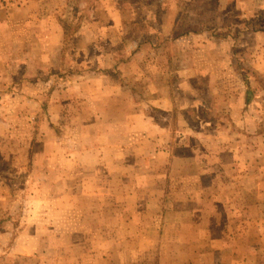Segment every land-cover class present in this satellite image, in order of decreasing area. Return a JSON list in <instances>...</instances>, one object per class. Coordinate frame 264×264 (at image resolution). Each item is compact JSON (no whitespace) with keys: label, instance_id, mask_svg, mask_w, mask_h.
Returning <instances> with one entry per match:
<instances>
[{"label":"rangeland","instance_id":"374dc122","mask_svg":"<svg viewBox=\"0 0 264 264\" xmlns=\"http://www.w3.org/2000/svg\"><path fill=\"white\" fill-rule=\"evenodd\" d=\"M7 1L2 6L16 17L13 23L0 24V110H4L0 114L15 109L36 115L28 123L23 121L26 116L15 117L13 130H7L6 117L0 116V232L18 237L14 245L0 247V264H264V17L259 19L264 16V0H114V6L109 0H87L80 4L86 12L80 9L77 14L80 28L66 41L64 34L58 36L56 28L62 27L56 16L64 14L68 0ZM26 4L33 17L45 13L47 17L40 22L21 20L23 9L16 6ZM4 10L0 7V17ZM181 21L188 29L176 36ZM189 32L197 33V38L181 37ZM209 41L216 57L226 59L227 65L182 68L183 59L190 63L193 57L190 51L182 54L180 45ZM88 56L95 64L90 91L102 87V78L118 79L117 65L106 67L114 60L142 63L162 56L169 59L170 80L181 70L214 78L213 88L196 109L217 122L216 132L203 131L210 156H199L193 140V155L188 157V150L180 146L184 140L172 139L179 155L167 185H154L160 194L144 189L141 195L128 196L120 207L126 210H106L111 200L102 194L89 201L85 195L84 207L72 209L81 186L106 188L101 148H96V165L87 155L71 180H56L62 175L61 162L56 164L60 152H71L68 135L80 134L94 146L106 140L103 126H93L94 116L72 113L86 102L76 105L66 84L76 70L89 69L84 59ZM229 89L235 91L230 109L218 107L219 95ZM124 94L129 97V91ZM55 95L60 99L57 108L64 111L51 116L48 111L55 109L50 102ZM90 100L97 109L106 102L119 104L101 97ZM131 104L122 103L126 109ZM77 121L84 125L79 131L74 130ZM58 133L64 138L62 144L56 139ZM155 152L152 146L144 147L143 164L136 163L148 188L149 173L166 165L159 163ZM147 155L156 159V170H149L143 161ZM197 156L200 162H186ZM68 162L64 167L70 175ZM82 177L96 179L91 180L94 186L81 185ZM61 206L71 210L60 212ZM30 219L41 225L23 228Z\"/></svg>","mask_w":264,"mask_h":264},{"label":"crops","instance_id":"0c3cea01","mask_svg":"<svg viewBox=\"0 0 264 264\" xmlns=\"http://www.w3.org/2000/svg\"><path fill=\"white\" fill-rule=\"evenodd\" d=\"M115 2L114 0H109V3L112 6L115 5ZM2 3H9V1L0 0V7L5 8L2 17H0V24L4 23L7 25L10 21L13 23L16 15L13 12H10L9 7L2 6ZM13 3L14 2H10V4L15 5ZM25 3H27V1H24V4ZM16 7L23 9L22 12L24 13L21 16V20L26 23H31L33 20H38L40 22L47 17L46 13L43 15L34 14L33 17L30 12H26V9L29 7L28 4ZM104 18H106V15ZM90 19H92V14L90 15ZM18 21H20V19ZM120 23L123 22L120 21ZM10 27H13V24ZM57 30L58 36L61 38L64 34L63 29L56 28V31ZM119 31L120 28L118 29V32ZM197 35V33L189 32L181 37L197 38L195 37ZM210 42L211 41H209L208 44L201 42L194 46L190 44L187 47H185L184 44H181L180 47L183 46L185 48L184 50L182 47V54L184 51H190V57H193V60L190 63H188L189 60L183 59L184 61L181 65L182 68L186 65L190 69L196 67L217 69L220 68V66L227 65L226 59L220 60L216 57V54H214V48H210ZM216 42L218 44V41ZM0 51H3V48H0ZM89 58L90 56L84 58L85 60L87 59L85 63L86 67L89 69L87 68L88 70L86 72L76 70L74 77H72L69 84L66 85H69L70 89H72L70 94L76 98V105H78V101L80 100L84 103L86 102L81 108L79 106L74 107L72 113L79 117L94 116L97 121L94 125L92 122L88 123V125L92 124L94 127L95 125L103 126L106 140L102 145L94 146L86 142L87 139L80 136V134L72 133V135H68V141L71 144V152L67 154L63 151L60 152L62 153V157L60 161L56 162V164L61 162V169H58V171H62V175H58L56 180H64L66 182L68 179L71 180L72 177L70 176L74 174L73 170L77 171L78 167H82L85 164V158L87 155L93 158L96 154V148H101L103 152L102 171L104 172L102 182L106 183V188L104 190L101 189V191H96L93 187L94 184L92 183V181L96 179L92 177L80 178L82 182L81 185L87 184L88 187H93V189L83 190V187L81 186L82 189L80 193H75L77 197L75 203L76 206L72 207V209L77 211L80 210L79 208L84 207L81 201L85 199V195L88 200L90 197L92 198L95 197V195L102 194L103 197H108L111 200L108 203V206H106V210H126L125 207H120L125 206L124 202L128 196L141 195L144 193V189L146 191L150 189L149 192L152 195L155 193L160 194L157 188H154V185L157 187L163 183L167 185L172 173V164L175 161V157L179 155V153H176L175 151L176 149L173 140L175 142L179 140V137L184 140V144L180 146L183 147L184 145L186 150H188V157L191 156V153L193 155L190 145V141L193 140L198 143V145H196V143L194 145L198 146L197 150L198 153H200L199 156L202 154L207 157L210 156V152L205 148L206 143L203 142V131L206 130L210 133L216 132L215 125L217 122L206 118V112H197L196 109L198 104H202L200 100L204 99L205 94L213 88L214 78L210 80L200 71V74H197L192 71L185 73V70H181L182 72L179 71L176 78L170 80L168 72L169 59L162 56H160V59H157L156 57L150 60H144L142 63L137 60H134L133 62H122L123 60L117 62L114 60V63L107 62L106 67L109 66V68H112V66L117 65L116 67L119 70L118 79L110 80L107 77L102 78L100 79V81L103 82L102 87L98 89L97 86L96 90L93 89V91H90L88 89L89 78L90 73L95 70V68H92L95 67V64L92 65V63L89 62ZM59 80L61 85L65 83L63 80L61 82V78ZM59 80L54 79L56 82ZM129 82H131V84H129ZM105 88L108 90H105ZM125 91H129V97L125 98ZM234 92V89H229L228 91H224L222 95H219L220 99L218 103L220 105H218V107L222 106L221 108L230 109L231 100L235 95ZM63 96L64 94H62V97ZM199 96H201V98H199ZM229 96H231V98L228 100ZM95 97H101V99L110 100L113 103H118L119 101V104L118 106L116 104L110 106V104L106 103L111 102H106L97 109L92 106L90 100ZM27 98L29 99L30 96H27ZM39 98H41V96ZM58 98L57 95H55L54 98H51L50 102L54 101L55 105L53 112L48 111L51 116L53 114H62V111H64L63 107L57 108L58 105L56 103L60 100L57 101ZM44 100H47V96L44 97ZM125 100L132 102L129 109H126L122 105ZM194 110L196 115L192 117V111ZM3 111L4 110H0L1 113H3ZM48 113L45 111L44 116H47ZM32 115H36L32 110L20 112L15 111V109H7L5 114H0V116L6 117L4 118V122L7 126V130L14 129L11 127L15 126L18 117H28L27 119H23V121L26 120L28 123L29 117ZM83 126L82 122L77 121L74 123V130H78L79 127L82 128ZM101 126H98V128ZM2 131L3 129L0 127V133ZM174 135H176L175 139ZM56 139H61L60 144L64 142V138L60 133L56 135ZM149 146H152V149L156 150L154 156H158L159 163H166L164 170L159 171L158 169L159 172L157 173H149L150 188L143 185V178L141 175H138L136 171V163L143 164L142 157L146 156H143L144 147L148 148ZM58 147L62 149V147ZM150 154H152L151 151ZM204 156L202 158H204ZM147 157L149 156L147 155ZM67 158L70 162L67 161ZM194 158L195 157L188 158L186 162H200L198 156L197 159L195 158L196 160ZM152 159L149 157L147 160L143 161L148 163L149 170L154 171L156 170L157 165L155 164L156 159ZM93 161L94 165H96L95 157ZM67 162L69 163L67 166H69L70 175L69 171L67 173V168L64 167ZM44 178L46 179V176H44ZM162 180L163 182H161ZM59 208L60 212L71 210L70 207L67 208L61 206ZM26 222H28V224L23 223V228L30 225H41L34 219L26 220ZM17 238L18 237L12 239V233L10 232H0V247L8 244L14 245L15 242H17Z\"/></svg>","mask_w":264,"mask_h":264},{"label":"trees","instance_id":"16d2710c","mask_svg":"<svg viewBox=\"0 0 264 264\" xmlns=\"http://www.w3.org/2000/svg\"><path fill=\"white\" fill-rule=\"evenodd\" d=\"M84 1L86 2L87 0H68L66 2V10L64 11V14L62 15L59 14L56 16L58 23L63 29L65 41L67 40L66 37H68L70 33L73 34V32L78 31V29L81 26L80 17L77 14L79 13L80 9L85 11L86 8L85 6L80 8V4H82ZM263 17H264L263 15L262 16L259 15V19H263ZM74 18L76 19L75 22H73ZM187 29L188 28H185L184 22L181 21V23H179V27L175 35L177 36L181 33H184L186 32Z\"/></svg>","mask_w":264,"mask_h":264}]
</instances>
